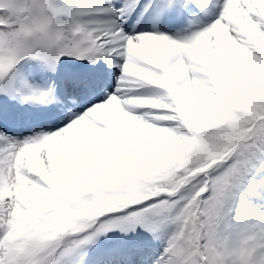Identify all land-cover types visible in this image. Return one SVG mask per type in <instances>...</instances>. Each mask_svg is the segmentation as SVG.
Returning <instances> with one entry per match:
<instances>
[{"label": "snow or ice", "instance_id": "snow-or-ice-1", "mask_svg": "<svg viewBox=\"0 0 264 264\" xmlns=\"http://www.w3.org/2000/svg\"><path fill=\"white\" fill-rule=\"evenodd\" d=\"M0 264H264V0H0Z\"/></svg>", "mask_w": 264, "mask_h": 264}]
</instances>
